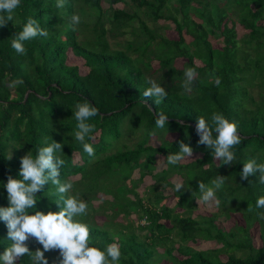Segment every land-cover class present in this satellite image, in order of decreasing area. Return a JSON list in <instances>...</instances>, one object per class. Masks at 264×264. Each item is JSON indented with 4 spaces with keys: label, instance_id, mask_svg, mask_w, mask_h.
<instances>
[{
    "label": "trees",
    "instance_id": "1",
    "mask_svg": "<svg viewBox=\"0 0 264 264\" xmlns=\"http://www.w3.org/2000/svg\"><path fill=\"white\" fill-rule=\"evenodd\" d=\"M56 3L21 0L14 21L0 27V207L8 206L4 188L8 176L21 178L20 158L29 151L35 156L46 146L47 137L49 143L55 140L63 145L60 178L70 180L73 194L79 192L88 203L84 219L91 225V237L101 247L117 243L120 264H264V227H258L261 244L257 247L247 232L254 216L264 212L256 208L264 184L259 183V171L247 180H233L247 158L264 162V0H66L62 9ZM73 13L82 18L76 31L70 23ZM29 17L49 34L26 41V54L19 55L11 40ZM146 19L170 20L177 39L157 32ZM236 26L243 33L238 35ZM209 37L219 46H213ZM68 53L81 60L85 72L79 71L77 63L66 62ZM176 58L182 60L180 67L175 66ZM188 67L198 72L191 93L182 87ZM153 74L168 92L160 104L143 96L149 87L145 81L154 79ZM214 77L220 78L219 86ZM17 78L24 83L14 89L6 86V81ZM84 100L99 109L88 121L95 125L93 139L87 141L95 150L93 157L74 139L73 112ZM158 112L168 116L164 129L155 126ZM213 112L238 124L243 139L234 149L232 165H221L211 149L197 143L198 117L211 123ZM166 134L174 136L169 139ZM132 137L131 146L122 142ZM151 137L157 145L148 143ZM181 140L200 155L175 166L167 164V156L179 151ZM157 153L164 167L154 171ZM135 169L137 179H132ZM146 175L152 184L142 197L135 187ZM171 175L183 182L181 192L174 190ZM217 175L228 179L217 191L218 208L223 209L231 197L242 199L234 210L231 207L233 211L244 205L252 209L253 216L243 213L244 226L225 231L214 223V213L190 216L201 195L198 183L210 185ZM165 187L171 189L180 212L164 205ZM54 193L49 182L37 193L36 208L30 211H59ZM98 193L106 198L94 207L92 199L100 198ZM96 213L104 220L96 222ZM197 238L218 245L195 249L188 242ZM10 244L7 227L0 221V254ZM28 246L33 252L42 249L31 239ZM58 255V250L45 253L49 264ZM17 264L31 261L24 256Z\"/></svg>",
    "mask_w": 264,
    "mask_h": 264
},
{
    "label": "clouds",
    "instance_id": "2",
    "mask_svg": "<svg viewBox=\"0 0 264 264\" xmlns=\"http://www.w3.org/2000/svg\"><path fill=\"white\" fill-rule=\"evenodd\" d=\"M66 0H57L56 7L64 8ZM21 5V0H0V27H6L14 21L15 11ZM18 22V21H17ZM82 18L73 13L70 18L72 30L76 31ZM48 30L42 28L35 18L29 17L23 24L22 30L14 35L11 47L19 55L26 54L25 42L37 37H47ZM198 72L193 67L184 70L182 87L185 93L193 90V81H196ZM149 85L143 92L145 98H154L155 104H160L168 95L161 82L147 78ZM217 86L221 81L214 77ZM6 86L16 88L23 84L22 79L6 81ZM99 114V109L88 100L78 102L73 112L76 120L74 139L83 146V151L90 157L95 155L90 134L95 125L88 121ZM155 126L164 129L168 124V116L164 112L156 113ZM209 123L203 116H199L195 131L199 136L198 145H205L212 150L214 159L221 165H232L236 160L234 149L243 139L238 130V124L229 120L223 113L213 112ZM155 135V132L151 133ZM46 146L40 147L35 156L29 151L20 158V179L8 176L4 188L7 192V207H0V221L7 227V237L11 244L0 254V264H17L22 257L28 256L31 264H49L46 252L58 250L59 255L53 264H120L122 252L117 243H110L103 247L91 237V225L85 221L88 215V203L81 198L79 192L73 194V183L70 180H61V168L65 165L62 158L63 145L53 140L49 143L44 139ZM179 151L167 156V164L177 165L186 158L193 156V148L183 140L179 141ZM259 171V183L264 184V162H258V157H249L243 163L240 173L241 179ZM49 182L54 186L59 199L56 204L59 211H30L37 205V193L44 189ZM225 184V177L217 175L210 185L198 183L200 201L206 205L213 204L219 207L221 201L216 193ZM182 181L174 183V190L181 192L184 189ZM256 208H264V196L256 200ZM252 209L250 208L249 211ZM264 219V212L258 213ZM34 240L42 246L34 252L28 246L29 240ZM126 258V257H125Z\"/></svg>",
    "mask_w": 264,
    "mask_h": 264
},
{
    "label": "rangeland",
    "instance_id": "3",
    "mask_svg": "<svg viewBox=\"0 0 264 264\" xmlns=\"http://www.w3.org/2000/svg\"><path fill=\"white\" fill-rule=\"evenodd\" d=\"M118 6H120V4H118ZM146 22L148 24V26H151L152 28H154L157 32L163 34L164 36H166L167 38L169 39H177V35H176V32L173 28V24L171 23L170 20H165V19H158L154 22H151L149 19H146ZM236 29H237V34L240 35L241 33H243V30L241 28H239L238 26H236ZM126 35H124L125 37ZM130 38V36H129ZM184 38L185 40L188 39V37L186 35H184ZM210 40H211V43L213 44V46H219V42L216 41L215 39H213L212 37H209ZM66 62L69 63V62H75L79 65V71L81 73L85 72V67L83 65H81V60H78L74 57H72L70 55V53H68V56H67V59H66ZM181 62L182 60L180 58H176L175 59V66L177 67H180L181 65ZM152 66L153 67H156V62L155 61H152ZM153 78L156 80L158 78V75L156 74H153ZM174 135L172 134H166L165 135V138H169L171 139ZM96 138V136H95ZM135 138L132 137V138H129V139H125L124 142L127 146H131V144L134 142ZM149 144L151 145H157V139H153L152 137L150 138V140L148 141ZM200 153H193V156L190 157V158H186L184 161L182 162H185V161H188L190 159H192L193 157L195 156H199ZM76 156H74L75 158ZM154 171H158L160 170L162 167H164V163L162 161V155L157 153L154 155ZM239 174L237 175L236 178H234L233 180L239 182L241 176H240V172H238ZM131 178L132 179H137V169L133 170L132 174H131ZM169 180L174 184L175 182L177 181H180V178L179 176L177 175H171L169 177ZM228 180V179H226ZM225 180V181H226ZM152 184V178L148 175L144 176L143 179L141 180V182L135 187V191L142 197H145L146 194H147V187L148 185ZM237 184V183H236ZM240 188V191L242 190L241 187H238ZM163 195H166V198L163 200V203L164 205H166L167 207H170L171 209H173V212L177 211V212H180L181 210L177 207L174 206V197L172 195V192H171V189L169 187H165L164 190H163ZM218 193V192H217ZM217 197L219 198V200L221 201V197L218 195ZM239 195V194H238ZM130 196V195H128ZM200 196V195H199ZM97 197H100L98 199H92V205L94 207H97V205L100 203V200L103 199V198H106L105 195L101 194V193H98L97 194ZM241 198H231L229 197L228 199V203L222 208H217L215 207L214 203L213 204H210V205H206L202 202H199L200 201V198L198 199H195V202H196V208H194L191 213H190V216L193 217V218H198L199 215L201 216H208V215H211L214 213V216H215V219H214V223L221 229L227 231L229 229H232L234 228V226H244V223H245V220H244V215L243 213L245 211H247L250 216H253L252 212H250L247 207L248 205H244L243 209H240L239 211H233L234 210V206L236 203H241ZM232 207V209H231ZM110 211L107 210V213H109ZM134 215L131 214L129 215V218H132ZM94 219L96 222H101L102 220H104V217L102 215H100L99 213L94 216ZM118 221L124 219L122 217H118L117 218ZM252 220H255L252 221L250 223V226L248 228V235L250 237V241H251V244L254 246V247H257L261 244V240L259 238V235H258V227L259 228H262V226L264 227V221L263 222H260V220H264V219H260L258 214H256L254 216V218ZM140 222H142V220H140ZM166 225H168V222H166ZM133 225V223H132ZM135 233H142L141 231L135 229ZM263 238V237H262ZM189 245H191L193 248L195 249H205V248H208L210 246H217L218 244H215L214 241L210 240V241H207V240H202V239H199L197 238L194 242H188ZM221 256V255H220ZM223 257V256H221ZM159 264H167L165 261H162L160 262Z\"/></svg>",
    "mask_w": 264,
    "mask_h": 264
},
{
    "label": "water",
    "instance_id": "4",
    "mask_svg": "<svg viewBox=\"0 0 264 264\" xmlns=\"http://www.w3.org/2000/svg\"><path fill=\"white\" fill-rule=\"evenodd\" d=\"M26 94V93H25ZM25 94H24V96H25Z\"/></svg>",
    "mask_w": 264,
    "mask_h": 264
}]
</instances>
